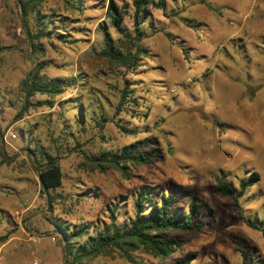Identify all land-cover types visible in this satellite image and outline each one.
<instances>
[{"label": "rangeland", "instance_id": "rangeland-1", "mask_svg": "<svg viewBox=\"0 0 264 264\" xmlns=\"http://www.w3.org/2000/svg\"><path fill=\"white\" fill-rule=\"evenodd\" d=\"M84 1L77 12L62 0H45L41 12L56 23L34 54L14 0H0V235L10 232L8 244L0 245V264H66L56 226L101 229L110 223L108 210L121 201L115 220L122 227L133 217L132 201L142 188L156 198L172 192L180 211H187L191 198L203 203L196 217L205 222L202 231L169 232L182 246L167 259L137 250L73 264H173L190 253L192 264H264V237L242 220L262 221L264 230V0H163V8L149 6L140 42L148 55L130 72L99 55L105 35L115 47L125 44L110 22L109 0ZM112 1L132 33V0ZM43 61L48 66L41 73L82 85L64 87L54 97L35 95L34 106L17 120L21 82ZM124 76L141 101L118 112ZM102 117L101 129L96 122ZM118 118L133 132H121ZM141 139L149 140L144 150L151 159L131 167L128 178L113 169L92 171L85 163V155ZM35 148L60 157L62 185L51 192L50 204L29 157ZM252 172L259 181L242 197L216 191L218 179L237 187Z\"/></svg>", "mask_w": 264, "mask_h": 264}, {"label": "trees", "instance_id": "trees-1", "mask_svg": "<svg viewBox=\"0 0 264 264\" xmlns=\"http://www.w3.org/2000/svg\"><path fill=\"white\" fill-rule=\"evenodd\" d=\"M62 1L69 9L77 12L81 10L80 7H83L85 3L84 0ZM14 2L19 10L21 27L26 36V41L32 52L38 54L41 51L39 40L45 37L48 32H52L50 29H52L56 22L52 23L49 18L50 16L41 12V7L45 0H14ZM151 5L156 8L164 7L163 0H132L134 22L133 32L131 33L122 26L125 12L119 9L112 0H109L106 11L110 15V22L125 40L123 46L115 47L108 41L105 35L104 46L99 55L111 67L124 69L128 72L134 71L140 66L142 58L148 55L147 50L140 43L142 39L141 26L143 25L141 22ZM205 5L208 9H212L208 3ZM59 31L66 30H62L59 27ZM46 66H48L46 61L36 63L27 77L21 82L20 91L23 106L17 114V120L23 117L29 107L34 106L31 99L35 95L40 94L54 97L62 94L64 87L82 85L81 82L77 83L74 78L63 81L48 77L46 74L41 73V70ZM130 85V82L124 76L115 107V110L118 112H125L131 107L140 105V96L135 95V88ZM81 111L82 108L78 107V112ZM105 121L106 118L102 117L96 123L102 122L100 124V128L102 129L104 128L103 122ZM121 121L122 119L118 118L114 122L116 127L121 132L132 133L133 131L123 126ZM81 123L83 121H80L79 125ZM149 144L148 139H141L117 151L107 150L99 156L89 157L85 155V163L92 171L104 173L107 169H113L124 178H128V171L131 167L137 168L150 162L151 156L144 150ZM29 157L32 160L34 169L38 173L41 191L45 194L47 202L50 204L52 202L51 192H54L62 185L63 174L59 163L60 157L48 154L38 148L30 149ZM1 162H7L4 155H1ZM259 178L258 173L252 172L248 176L239 179L237 187L232 186L223 179H218L216 191L221 195L229 196L236 200L256 184ZM120 202L116 201L112 208L108 210L110 212V223L101 229L89 232L79 227L77 230L70 231L63 225L59 224L56 226V232L59 233L63 243V252L67 259L66 264L77 263L82 259L95 258L101 255L109 256L114 252L128 255L129 252L137 250L145 251L157 258L167 259L182 246L181 242L168 235L169 232L202 231L205 226L203 220H196V217L205 210L204 204L198 202L196 198L190 199L187 211L185 212L175 207L177 196L172 192L168 191L167 194L156 198L150 190L142 188L137 191L132 201L133 217L122 227L118 226L115 220ZM208 211L211 212V210ZM242 220L249 228L260 231L264 237L262 221L257 225L254 221L252 222L244 217H242ZM84 236L86 238L83 240ZM9 237L10 232L0 235V245L7 242ZM128 258L131 259L130 257ZM194 258L195 255L190 253L175 260L173 264H192Z\"/></svg>", "mask_w": 264, "mask_h": 264}, {"label": "built area", "instance_id": "built-area-1", "mask_svg": "<svg viewBox=\"0 0 264 264\" xmlns=\"http://www.w3.org/2000/svg\"><path fill=\"white\" fill-rule=\"evenodd\" d=\"M7 135H8V137H10L11 139H14V138H15V135L12 134L11 132H8ZM52 240H54V239H52ZM31 241L34 242V243H36V242H37V239H35V238H31ZM2 258H3V256H0V260H2Z\"/></svg>", "mask_w": 264, "mask_h": 264}, {"label": "crops", "instance_id": "crops-1", "mask_svg": "<svg viewBox=\"0 0 264 264\" xmlns=\"http://www.w3.org/2000/svg\"><path fill=\"white\" fill-rule=\"evenodd\" d=\"M8 242H9V240H8L7 242H5L4 244H2V246H4V245L8 244ZM2 246H1V247H2Z\"/></svg>", "mask_w": 264, "mask_h": 264}]
</instances>
